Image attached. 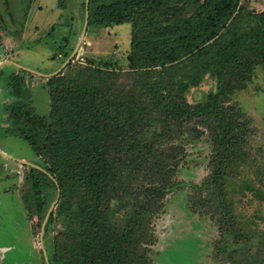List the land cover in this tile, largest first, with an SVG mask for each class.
Masks as SVG:
<instances>
[{
	"label": "trees",
	"instance_id": "trees-1",
	"mask_svg": "<svg viewBox=\"0 0 264 264\" xmlns=\"http://www.w3.org/2000/svg\"><path fill=\"white\" fill-rule=\"evenodd\" d=\"M88 4L89 24L131 22L129 71L84 67L75 78L52 76L47 117L28 116L21 100L13 103L10 135L43 160L29 167L24 201L43 218L48 193L60 190L66 232L54 242L50 264H146L152 219L182 157L178 145L165 148L162 141L176 138L185 120H205L216 149L209 183L218 191L226 162L241 151L247 125L234 107L214 93L196 103L185 93L205 75L250 65L244 52L264 50V10L240 0ZM7 78L19 97L23 77Z\"/></svg>",
	"mask_w": 264,
	"mask_h": 264
},
{
	"label": "rangeland",
	"instance_id": "rangeland-1",
	"mask_svg": "<svg viewBox=\"0 0 264 264\" xmlns=\"http://www.w3.org/2000/svg\"><path fill=\"white\" fill-rule=\"evenodd\" d=\"M240 3L264 10V0ZM88 9V0L87 7L86 0H0V264H50L67 224L58 213L57 189L48 193L43 218L28 210L26 177L43 160L10 135L13 103L21 100L28 116L47 117L52 76L75 78L84 67L129 71L131 22L89 24ZM244 55L250 65L205 75L185 93L191 103L214 93L234 107L247 125L241 151L226 162L218 191L209 183L216 149L205 120H185L176 138L162 141L165 148L178 145L182 157L152 219L146 264H264V50ZM12 72L23 77L17 98L6 85Z\"/></svg>",
	"mask_w": 264,
	"mask_h": 264
},
{
	"label": "water",
	"instance_id": "water-1",
	"mask_svg": "<svg viewBox=\"0 0 264 264\" xmlns=\"http://www.w3.org/2000/svg\"><path fill=\"white\" fill-rule=\"evenodd\" d=\"M86 7H87V0H86ZM88 12V11H87ZM59 188L57 189V192L59 193ZM59 195V194H58ZM45 222H46V218L44 219V222L42 224V229L44 228V225H45Z\"/></svg>",
	"mask_w": 264,
	"mask_h": 264
}]
</instances>
